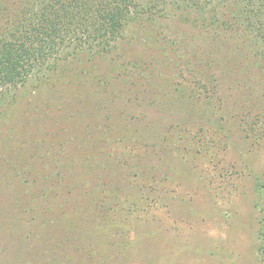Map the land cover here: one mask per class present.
<instances>
[{
    "label": "rangeland",
    "instance_id": "1",
    "mask_svg": "<svg viewBox=\"0 0 264 264\" xmlns=\"http://www.w3.org/2000/svg\"><path fill=\"white\" fill-rule=\"evenodd\" d=\"M255 36L138 20L6 94L0 264H264Z\"/></svg>",
    "mask_w": 264,
    "mask_h": 264
},
{
    "label": "trees",
    "instance_id": "2",
    "mask_svg": "<svg viewBox=\"0 0 264 264\" xmlns=\"http://www.w3.org/2000/svg\"><path fill=\"white\" fill-rule=\"evenodd\" d=\"M156 18L243 25L261 39L264 52V0H0V100L64 60L111 52L130 24ZM263 188L260 184L256 191L262 253Z\"/></svg>",
    "mask_w": 264,
    "mask_h": 264
}]
</instances>
